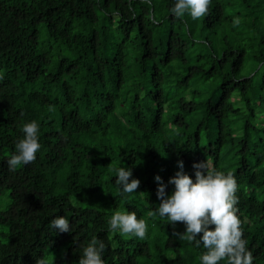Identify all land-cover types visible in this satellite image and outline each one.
<instances>
[{
  "label": "trees",
  "instance_id": "obj_1",
  "mask_svg": "<svg viewBox=\"0 0 264 264\" xmlns=\"http://www.w3.org/2000/svg\"><path fill=\"white\" fill-rule=\"evenodd\" d=\"M174 3L0 0V264H78L93 236L106 264H202L203 245L175 235L184 222L148 215L156 174L167 182L179 159L193 178L207 159L235 175L243 236L264 264V0H211L196 19ZM32 119L37 158L10 168ZM121 166L136 192H120ZM117 210L143 217L146 236L110 230ZM57 215L71 231L50 227Z\"/></svg>",
  "mask_w": 264,
  "mask_h": 264
},
{
  "label": "clouds",
  "instance_id": "obj_2",
  "mask_svg": "<svg viewBox=\"0 0 264 264\" xmlns=\"http://www.w3.org/2000/svg\"><path fill=\"white\" fill-rule=\"evenodd\" d=\"M210 2L211 0H175L170 11L176 17H184L188 13L192 19H196L208 11ZM233 23L238 25L240 18L234 17ZM22 131L23 135L17 139L15 151L8 159L10 168L36 160L41 148L40 124L36 119L23 123ZM177 163L179 169L167 182L159 173L156 174L157 195L161 202L148 215L166 217L173 225L177 221L184 222L186 230L177 231L175 235L194 242L197 247L203 245L205 251L199 257L202 264H218L223 259H227L228 264H253L254 256L247 247L241 219L237 214L235 175L231 171L214 167L207 159L193 162V178V175L185 171L183 159H179ZM116 172L115 183L120 192H136L141 180L133 176V168L121 166ZM169 184L174 185L170 193ZM108 224L110 230L139 237L146 236L148 229L146 220L138 218L134 210L115 211ZM50 227L60 232L71 231V222L68 216L57 215L50 220ZM106 247L104 240L93 236L83 246L78 264H106L103 258ZM36 264H49V260L46 256H40L36 258Z\"/></svg>",
  "mask_w": 264,
  "mask_h": 264
},
{
  "label": "rangeland",
  "instance_id": "obj_3",
  "mask_svg": "<svg viewBox=\"0 0 264 264\" xmlns=\"http://www.w3.org/2000/svg\"><path fill=\"white\" fill-rule=\"evenodd\" d=\"M251 64V63H250ZM247 70V69H246Z\"/></svg>",
  "mask_w": 264,
  "mask_h": 264
}]
</instances>
